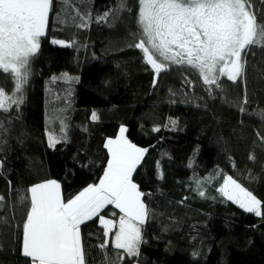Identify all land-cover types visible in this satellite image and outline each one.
Wrapping results in <instances>:
<instances>
[{
    "label": "trees",
    "instance_id": "trees-1",
    "mask_svg": "<svg viewBox=\"0 0 264 264\" xmlns=\"http://www.w3.org/2000/svg\"><path fill=\"white\" fill-rule=\"evenodd\" d=\"M251 3L264 23V0ZM117 4L51 0L23 103L0 110V264H31L20 254L26 190L56 180L67 199L98 184L108 160L104 144L121 126L147 150L133 173L149 209L143 243L135 258L111 244L102 250L103 228L94 219L81 226L88 264L116 260L117 253L125 257L117 264H264V215L245 212L219 192L231 176L264 213V47H250L243 74L235 82L220 76L219 87L182 63L166 61L157 74L130 46L139 30L138 0H126L116 19L97 22ZM0 86L8 94L14 89L2 70ZM46 131L66 140L50 148ZM102 215L118 222L120 213L110 205Z\"/></svg>",
    "mask_w": 264,
    "mask_h": 264
},
{
    "label": "snow or ice",
    "instance_id": "snow-or-ice-1",
    "mask_svg": "<svg viewBox=\"0 0 264 264\" xmlns=\"http://www.w3.org/2000/svg\"><path fill=\"white\" fill-rule=\"evenodd\" d=\"M50 4L51 0H0V70L14 81L11 94L0 86L2 111L23 103L30 58L45 35ZM125 9L126 0H118L116 8L97 17V22L108 20L110 14L116 19L117 13ZM81 20V26L86 27L87 21L84 17ZM137 24L139 30L133 34L135 42L130 46L141 50L143 60L155 73L167 67L166 61L187 64L198 71L205 84L217 87L220 76L235 82L243 74V57L250 47H264V23L258 21L251 0H138ZM52 43L64 45L59 40ZM91 118L96 120L97 114L93 112ZM64 128L61 124V132ZM125 131L121 126L115 139L106 140L104 147L109 156L98 184H88L65 199L60 183L46 180L30 186L26 190L29 195L20 197L24 213L20 254L31 264H88L81 226L94 219L103 228L100 249L111 244L126 257L140 255L141 226L149 209L142 200L145 194L133 182V173L147 150L131 143ZM61 139L66 140V135L57 138L50 132L48 146L54 148ZM223 179L219 191L228 200L246 212L264 215L261 201L251 192L231 176ZM199 195L204 196V192ZM110 205L119 210L118 222L102 215ZM123 259L117 253L116 260L105 256L103 264H117Z\"/></svg>",
    "mask_w": 264,
    "mask_h": 264
},
{
    "label": "rangeland",
    "instance_id": "rangeland-1",
    "mask_svg": "<svg viewBox=\"0 0 264 264\" xmlns=\"http://www.w3.org/2000/svg\"><path fill=\"white\" fill-rule=\"evenodd\" d=\"M47 25V24H46ZM46 29V28H45ZM54 44V43H53ZM55 45H58V44H55ZM68 44L67 43H64V45H58V46H67ZM244 57H245V55H244ZM244 57H243V61H244V64H245V60H244ZM187 65V64H186ZM188 67H190L192 70H194L195 71V74H197L198 73V71H196L195 69H193L191 66H189V65H187ZM226 76V75H225ZM198 77L199 78H201L202 80H203V78L202 77H200V75H199V73H198ZM204 82V81H203ZM57 110H59V111H57ZM57 111V112H56ZM52 113L53 114H56V117H54V120L55 121H60V115L58 116L57 114H60V107H57L56 106V108H54V107H52ZM53 116V115H52ZM171 126H172V124H171ZM174 127V125L172 126V128ZM46 133H47V135L50 133V132H48V131H46ZM224 183V182H223ZM222 195V194H221ZM230 201V200H229ZM232 202V201H231ZM235 204V203H234ZM242 210H244V209H242ZM246 212V211H245ZM249 213V212H248ZM251 214H255V213H251ZM110 236V235H109ZM109 238V237H108Z\"/></svg>",
    "mask_w": 264,
    "mask_h": 264
},
{
    "label": "crops",
    "instance_id": "crops-1",
    "mask_svg": "<svg viewBox=\"0 0 264 264\" xmlns=\"http://www.w3.org/2000/svg\"><path fill=\"white\" fill-rule=\"evenodd\" d=\"M123 127H124V126H123ZM120 128H121V127H119V129H120ZM124 128L126 129V127H124ZM119 129H118L117 135H119ZM126 132H127V129H126V131H125V133H124L125 137H126ZM117 135H116V136H117ZM114 139H115V138H114ZM144 155H145V154H144ZM108 156H109V154H108ZM143 157H144V156H143ZM142 159H143V158H142ZM141 161H142V160H141ZM138 166H139V165H138ZM138 166H137V167H138ZM98 183H99V182H98ZM222 186H223V184H222ZM222 186H221V187H222ZM221 187H220V188H221ZM219 192H220V191H219ZM220 194H222V193L220 192ZM222 196H223L225 199H227V197H225L223 194H222ZM227 200H228V199H227ZM232 203H233V202H232ZM233 204H234V203H233ZM235 205L239 207L238 204L235 203ZM239 208H240V207H239ZM241 209H242V208H241ZM244 211H245V210H244ZM254 215H256V214H254ZM110 234H111V233H110ZM109 238H110V236H109ZM109 238H108V239H109Z\"/></svg>",
    "mask_w": 264,
    "mask_h": 264
}]
</instances>
